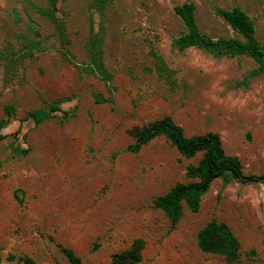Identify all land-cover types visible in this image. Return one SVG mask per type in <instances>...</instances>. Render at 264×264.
I'll return each instance as SVG.
<instances>
[{"label":"rangeland","instance_id":"rangeland-1","mask_svg":"<svg viewBox=\"0 0 264 264\" xmlns=\"http://www.w3.org/2000/svg\"><path fill=\"white\" fill-rule=\"evenodd\" d=\"M184 1L108 0L96 10L93 0H0V118L13 107L0 130V264H20L10 254L70 264L61 246L86 264H111L135 237L144 239L139 264H264L263 183L216 178L198 209L183 204L170 229L152 199L189 181L186 167L201 153L183 157L162 135L126 149L132 126L170 115L186 136L217 133L245 173H264V71L254 73L244 53L174 47L184 31L175 7ZM191 1L199 29L212 38H241L216 12L238 6L264 48V0ZM91 30L101 32L111 93L80 68ZM94 91L111 102H95ZM55 101L61 111L48 119L28 116ZM213 217L239 239L237 261L198 247L196 234Z\"/></svg>","mask_w":264,"mask_h":264},{"label":"trees","instance_id":"trees-1","mask_svg":"<svg viewBox=\"0 0 264 264\" xmlns=\"http://www.w3.org/2000/svg\"><path fill=\"white\" fill-rule=\"evenodd\" d=\"M108 0H93V7L101 10ZM53 6L55 0H49ZM195 5L191 0H186L175 7V12L179 15L184 25V31L173 38L172 45L179 50L187 47H197L205 49L214 55H232L244 53L249 55L256 62L254 73L264 71V48L255 36V27L251 18L238 6L231 8H216V12L234 29L241 38L238 37H217L212 38L203 33L195 20ZM44 14L51 16L49 8L43 9ZM58 40L62 48H66L65 32L62 27L58 28ZM101 32L91 30L86 43V62L80 67L84 72H90L99 76L106 84L109 93L113 86L111 81L113 73L107 69L102 59ZM38 47L39 43H37ZM69 51L64 53L68 57ZM69 58V57H68ZM95 102L109 101L111 97L105 98L101 93L94 91ZM60 101L52 102L49 105L28 112V116L35 123L42 122L51 117L52 112L61 111ZM13 113L12 106L5 107V116L0 118V130L9 123ZM64 117L69 112L62 110ZM132 141L126 149L137 152L143 145L153 138L162 135L186 158H191L201 153L195 164H188L186 167L187 182L175 183L167 192L156 195L152 199V204L160 208L165 213L169 228L175 227L182 215L183 204L191 211H196L199 207L200 196L207 191L212 181L221 178L224 182L237 181L240 183H263L264 173H245L240 161L236 156L227 155L221 145L220 138L215 132H205L186 136L181 126L176 124L170 115H163L145 125H134L129 130ZM3 135L0 133V137ZM13 153H26V149L19 146L12 148ZM196 243L205 252L222 255L228 261H237L241 254L240 242L231 228L224 221L216 218L209 219L197 232ZM144 239L135 237L124 249L111 254V264H139L142 260V249ZM61 251L70 264H86L67 246H61ZM254 253V249H250ZM9 259H16L20 264H38L29 255L14 256L10 254Z\"/></svg>","mask_w":264,"mask_h":264}]
</instances>
